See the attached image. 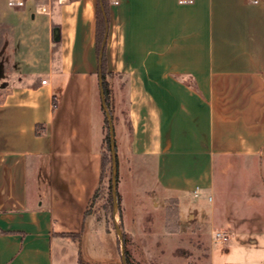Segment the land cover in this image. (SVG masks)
<instances>
[{
    "label": "crops",
    "instance_id": "1",
    "mask_svg": "<svg viewBox=\"0 0 264 264\" xmlns=\"http://www.w3.org/2000/svg\"><path fill=\"white\" fill-rule=\"evenodd\" d=\"M99 2L0 0V264H119L117 226L135 264L178 260L184 235L196 241L184 264H264V220L213 239L217 162L254 158L264 179V0H109L112 116L114 91L127 95L115 217Z\"/></svg>",
    "mask_w": 264,
    "mask_h": 264
},
{
    "label": "rangeland",
    "instance_id": "2",
    "mask_svg": "<svg viewBox=\"0 0 264 264\" xmlns=\"http://www.w3.org/2000/svg\"><path fill=\"white\" fill-rule=\"evenodd\" d=\"M121 83L123 84V79H121ZM96 91H98L97 96L100 98L101 102L98 77H96ZM114 92L115 95L114 93L112 94V111L113 123L115 127V122L118 123L121 117L125 120L127 119V95L126 92L122 90L120 98H118L120 102H118L116 99L117 91L115 90ZM104 127L106 137L109 135L108 124L105 123ZM257 163L258 161L254 158L236 157L224 158L223 160L217 162L214 177L213 199L215 203L214 224L218 229L222 231L241 230L244 228L252 229L254 226L251 225L249 221L264 220V179L261 178V174L257 168ZM147 180L146 185L143 186L146 190L151 189L154 184L152 169H149L147 172ZM158 192L159 191H156V193ZM107 195L109 196V201L112 204L111 182L109 183ZM256 197H258V200L253 202L250 201L252 198ZM193 200L195 199L193 198ZM109 211V216L112 217V205L110 206ZM152 212L154 213L153 215L156 214L154 210H152ZM245 222L248 223L244 224ZM155 227L157 228V232L161 231L159 233H162V228H160L162 227L161 224ZM211 230V226L209 225L208 235L212 236ZM162 239H164V243L170 242L167 237L163 236ZM181 239L185 242L179 243V246H181V249L177 250L179 259L175 260L173 257L169 256L165 258L163 264H184L182 258L180 257L190 258L194 255V253H196V249L194 248L196 241L187 237V235H184ZM174 243L178 242H172L171 244ZM217 244L219 245L221 243ZM201 254L204 255L205 250H201ZM118 262L119 264H122L121 257L118 259ZM193 262L194 261H191V263Z\"/></svg>",
    "mask_w": 264,
    "mask_h": 264
},
{
    "label": "water",
    "instance_id": "3",
    "mask_svg": "<svg viewBox=\"0 0 264 264\" xmlns=\"http://www.w3.org/2000/svg\"><path fill=\"white\" fill-rule=\"evenodd\" d=\"M100 8L102 10L105 22H106V31L104 40L100 47L99 52V72H98V83L100 89V96L102 102V108L105 113L108 127H109V141H110V150H111V195H112V206H113V216L115 217L119 210V203H118V161H117V151H116V140H115V129L113 123V116L111 111L108 107L105 97V90H104V79L102 74V59L104 56V49L106 46V40L108 35V19L106 16V12L102 2H100ZM52 40L54 43L60 42V29L58 27H54L52 31ZM117 234L119 237L120 247H121V261L122 264H128L127 256H126V247L125 241L122 234L120 227H116Z\"/></svg>",
    "mask_w": 264,
    "mask_h": 264
},
{
    "label": "trees",
    "instance_id": "4",
    "mask_svg": "<svg viewBox=\"0 0 264 264\" xmlns=\"http://www.w3.org/2000/svg\"><path fill=\"white\" fill-rule=\"evenodd\" d=\"M100 2H102L103 6H104L106 16L108 19L109 0H100ZM100 2H99V6L97 8V13H96V44H97L98 54L100 52V47H101V44L104 40L105 31H106V22H105L102 10L100 8ZM102 74H103V79H104V90H105L106 102H107L108 107L110 109L109 89L107 86V68H106V52H105V49H104V56L102 59ZM106 123L108 124L107 119H106ZM109 173H110V175H109ZM103 176L104 177L107 176L109 178V183L111 182V150H110L109 135L105 137V151H104L103 157H102V177ZM111 205L112 204L110 203V206ZM112 211H113V208H112ZM126 256H127L128 264H132L130 259H129V253L127 251H126Z\"/></svg>",
    "mask_w": 264,
    "mask_h": 264
},
{
    "label": "built area",
    "instance_id": "5",
    "mask_svg": "<svg viewBox=\"0 0 264 264\" xmlns=\"http://www.w3.org/2000/svg\"><path fill=\"white\" fill-rule=\"evenodd\" d=\"M257 0H254V2H256ZM22 4V3H20ZM47 81L43 80L42 84H46ZM195 195H198V190L195 191ZM214 241L217 243H221V244H227L230 241V234L225 232V231H221V230H217L214 233Z\"/></svg>",
    "mask_w": 264,
    "mask_h": 264
}]
</instances>
